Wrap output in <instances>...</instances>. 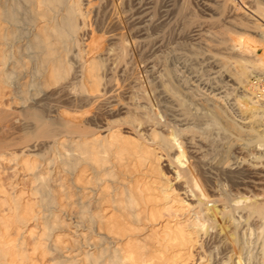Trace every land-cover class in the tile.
<instances>
[{"label": "bare ground", "instance_id": "obj_1", "mask_svg": "<svg viewBox=\"0 0 264 264\" xmlns=\"http://www.w3.org/2000/svg\"><path fill=\"white\" fill-rule=\"evenodd\" d=\"M98 1L0 0V168L2 161L12 162L9 166L11 178L20 169L27 173L30 183L27 196L16 186H11L10 190L4 188L0 177V264H29L35 256L43 259L46 255L49 256L47 264H185L192 256L191 249L199 242L197 237L202 236L199 235L201 232L204 235L208 233L210 250L214 247V251L218 248L219 252L223 248L217 264L229 261L231 264H264V101L254 100L248 89L249 78L256 73H264V0H237L240 5L235 0H200L205 11L213 9L218 15L217 18L210 10V15L213 13L214 19L219 20L216 23L211 17L218 28L213 27L207 18L215 30H210V24V29L204 31L201 26L203 20L198 22L193 18L197 21L192 22L188 31L196 43L203 40L200 43L206 44L205 48L212 56H215L210 50L212 45L208 44L211 34L218 37L215 42L221 47L220 51H233L229 55L221 54L218 62L221 61L240 88V94L234 95L235 101L241 111L248 113V119L242 116L241 121L235 120L233 115L232 119H222L228 121V124L224 122L228 129L232 127L238 134H247L245 143L254 146L252 150L256 151H249L250 160L238 152L241 157L234 154L235 151L232 154L230 149L233 160L237 156L236 161H240L238 165L232 161L236 166L227 172L232 183L229 192L218 189L219 184L217 189L215 186L210 189L213 177L209 189L204 185L208 181L204 175V184L198 177L200 173L197 175L199 183L195 181L193 169L203 165L196 166L193 162L194 158L195 161L199 158L197 146L193 149L194 146L190 145L189 156L185 154L188 146L185 149L179 146L183 143L180 134L190 130L186 120L189 109L187 111L183 107L181 111L172 113L173 122L166 124L168 129L164 131L161 125L156 128L155 124L162 122L147 109L148 106L136 102L147 92L145 89L141 91L136 76L124 73L128 62L125 60L127 50L123 38L128 29L142 28L138 26L142 19L140 15L142 12L148 18V7L145 13L131 12L123 16L121 0ZM90 11L102 14L99 16L105 21L104 24L101 22L104 26L99 33L100 39L97 38L95 46L93 43L94 47L88 43L81 45L86 31L83 29L89 25ZM188 11H185V16ZM126 21L130 24L126 25ZM188 24L190 26V22ZM159 41L161 43L162 40ZM259 48L260 52L257 51ZM101 52L112 54L111 75H108L111 70L105 71L107 57H101ZM231 62L234 63L232 68L228 67ZM222 66L219 67L222 69ZM171 80L176 86V80ZM171 80L168 78L161 84L173 97H178L179 92ZM216 94L212 93L211 97ZM226 95H216V98ZM6 96H10L9 101L3 104ZM205 96L207 98L203 100L212 99L207 94ZM215 104L213 107L217 106ZM220 110L218 113L225 112L224 107L223 111ZM215 116L212 117L216 123L221 116L218 114L220 119L217 116L214 119ZM219 124V129L224 130L226 126L222 124V128ZM124 126L127 130L123 129ZM194 134L192 136L195 137ZM16 146H19L17 151ZM172 148H177L173 154L170 152ZM156 150L164 152L169 165L175 168L176 177L184 179L186 190L195 197L196 205L192 217L182 222L175 219L173 223L166 219L159 228L154 225L160 222L162 210L170 211L173 204H167L178 203L179 200L170 195L167 185L161 182L164 173ZM228 163L225 161L227 167ZM142 169L146 175L148 173L149 179L143 178L140 182L136 172ZM60 172L68 178L63 175L54 177ZM208 173L206 177L210 175ZM216 178L215 182H218L217 175ZM182 206L178 203L174 211H179ZM62 211L74 214L75 232L81 237L73 239L74 245H67L63 239L62 231L68 224L60 214ZM31 219L37 221L39 231L34 233L30 229L32 240L28 243L21 230ZM147 223L151 225L150 232L141 235ZM214 228L215 231L209 233V229L212 231ZM12 230L14 237L11 236ZM199 244L202 248L204 242ZM251 246L257 248L255 253L249 249ZM72 251L76 254L71 255ZM212 252L206 255L203 250L198 258L201 260L206 256L208 260ZM218 252L215 254L219 255Z\"/></svg>", "mask_w": 264, "mask_h": 264}, {"label": "rangeland", "instance_id": "obj_2", "mask_svg": "<svg viewBox=\"0 0 264 264\" xmlns=\"http://www.w3.org/2000/svg\"><path fill=\"white\" fill-rule=\"evenodd\" d=\"M235 1L237 2L238 5L241 4L239 1H237V0H235ZM98 2L104 3L105 0H100ZM184 2H185V0L184 1L183 0H121V3H120L121 8H120V6H119V8H120V10L122 9V11H123L122 13L124 14L123 16H125L131 12H137V13L139 12L140 13L141 11H144V13H145L147 10L148 11L150 10V12L146 13L147 15H149L148 18H147V16L144 17V15H142V12H141L140 16L142 17L143 20L142 19L140 20L142 22V23L140 22L141 25L140 24L139 25L137 24V25L142 26V28L133 29L132 31L128 29L124 33L125 36L123 38V41H124V44H125L126 50H127V56H126L125 60H127V62H128L127 67H126V71L124 73H126L127 75H129L128 73H130V75L136 76L137 80H138L137 83H138V86H140L139 88L141 89V91L143 92V89H145V92H147L146 95L149 98H147L146 95H144L143 99L140 98L139 100H136V102H139L141 104L143 103L144 106H148L147 109L152 111L154 116L157 119H159L160 122H162L161 124L160 123L155 124L157 129H158V127L160 128V125H161V129L164 131L165 130L167 131L168 126L166 124H168L169 122H173L172 121V118H173L172 113H174L175 111L178 112L180 109L182 110L183 107H185L187 109V111H188V109H189V111L191 110L190 112L188 111L187 118H186L187 122H189L188 125L190 126V128H189L190 130L185 131V132L180 134V138L182 139L183 143L179 146L181 148L183 147V149H185L188 146L185 150V154L186 153L188 154L187 156L191 155V151H190L191 146L190 145H192V147L194 146L193 149H195V147L197 146L196 154L199 155L198 157L200 158V159L198 158L197 161L198 162L200 161V162L197 163V161H195L196 160L195 158L193 159V162L196 163V166L198 164L200 166V163H203V165L201 164L202 166L199 167V169H198V167L197 168L195 167L193 169L194 174H195V181L197 183H199L198 177L199 178L201 177L200 178L201 182H203V184H204L205 179L207 178L208 181H206V184H204V185H206L205 187L208 188L212 182L211 178L213 177L214 179L213 178L212 179L215 182V179L217 180V178H216V175H217V177L220 180L218 179L219 181L218 182L216 181L217 183L213 182V184L210 185L209 188L214 189V187L212 188L211 186H215V188H216V186L219 184V186L217 187L218 189L222 190V192H224V191L229 192V190L232 186V183H230L231 181L229 180V173L227 174V172H230L231 170H233L235 168L236 162L238 165V161H240V160L236 161L237 156L241 157L240 155L243 154L242 157H244L245 159L246 158L250 159L251 155L248 153H249V151H251L253 149L254 146H252V145L247 146L248 144L245 143L246 137L248 138L247 134H245V133H243V135H242V133L238 134V132L235 129H233L232 127H229V125H228L229 129H231V130H229L227 128V125H226V124H228V121H225V120H227L228 117H230L232 119V115H233V119L235 118V120H236L238 118L241 121L240 117H242V116L246 117L248 115V113L247 112L245 113V111H241L240 107L237 105V103L235 101L236 96H234V95L240 94V88H237L238 85H236V83H234V79H231L232 77L230 74H228L227 70L225 71L224 67L221 65L222 64L221 61H219L220 63L218 62V60H221L220 59L221 54L222 55H225V54L229 55L230 54L229 52H231L232 50L227 49L228 50L227 51L225 49L224 50L221 49V51H220L221 47H219V45H216V44H218V42L217 43L215 42V40L217 41L218 37H215L211 34L209 36L210 41H213V39H214L213 42H215L214 43L215 45L213 44V42L211 43L210 41L208 43V44L213 46V47L211 46L210 50H213L212 51L213 53L212 52L211 53L214 54L215 56H212L211 54H209L210 52L208 51V49L206 50L207 47H206L205 42H207L208 40L207 41L204 40L205 46L200 43V42L203 43V40L202 41L200 40V42H197L198 43L197 44L196 43L197 40H193L190 37L189 32H188L190 30L189 27L192 26V22L195 20L194 23H196V21H197L196 19H198V22H200V20H203V25L206 24L205 22H207L209 18L212 21L215 16L213 15V13H212V16L210 14H211V12H214V10L210 9L211 12L209 10V12H210L209 13L208 10L206 9V11H207L206 12L200 3V0H189V1L186 0V2H188V3L185 2L187 4L186 6H185ZM134 6H135V8H134ZM187 6H189L190 8H188ZM82 7H84V4H82ZM147 7H148V9H147ZM141 8H143V9H141ZM145 9H147V10H145ZM182 9H183V11H181ZM188 9H189V11H188ZM190 10L192 13L190 12ZM185 11L186 12L188 11V13H186V16L188 18L190 17L189 19L186 18ZM201 12H202V14H201ZM205 12L209 13L208 15H210V17L208 15H206ZM139 13H138V15H139ZM99 14L100 13H98V15H97L94 12H91V11L89 12V14H88L89 18L87 19L89 25L85 29H83V31L84 30H86V31H85V35L83 36V41L81 44L82 46H85V44L88 43V44H90V47H94L96 45L95 43L98 42L97 40L100 39L101 34H99V33H101V30L104 26L101 24V22H103V24H104L105 21H103L104 18L102 16H99ZM214 14L216 15L215 12H214ZM100 15H102V14H100ZM203 17H204V19H203ZM211 17H213V19ZM216 17L218 18V15H216ZM102 18H103V20H102ZM193 18H196V19L193 20ZM181 19L183 21H181ZM210 20H209V22H210ZM215 21H216V23L219 22V20L218 21L215 20ZM127 22L128 21H126V25L127 24L129 25L130 22L129 23H127ZM186 22H187V24H186ZM189 22H190V26L188 24ZM209 22H207L206 27H205L202 25V21H201V26H202V29L204 28V31L207 29L208 30L210 29L208 26H210L211 23H209ZM212 24H213V21H212ZM212 24L210 27H212ZM184 25H185V27H184ZM213 27H216V29L218 28L217 24L215 26V23L213 24ZM213 27L210 29L211 31L215 30V29H213ZM98 29H99V32H97ZM80 32H82V31H80ZM98 35H99V37H98ZM211 36H212V38H211ZM97 38H99V39H97ZM159 39L162 40L163 42L161 41V43H159L160 42ZM190 39H192V40H190ZM205 39H207V38H205ZM93 43H94V46H93ZM155 45H157V46H155ZM214 47L216 48L217 52L215 51ZM257 51L260 52L261 49L259 48ZM223 52H224V54H223ZM107 53L108 52H105L104 54L103 53L100 54V56L103 58L105 57V59L107 57V59L105 61V67H107L106 68L107 70L104 69L106 71V73H108V71L111 70L109 68H112V66H113L112 64H110L111 60H112V56H111L112 54H111V52H109L108 54ZM216 53H217V55H219V57H217V58H216V56H217ZM150 56H151V58H150ZM211 56H212V58H211ZM214 59H216V61ZM215 63L219 64V66H222V69H221V67H219ZM152 64H154L155 67L152 66ZM107 65H109L111 67H109ZM233 65H234L233 62L228 63V67H230V68H232ZM152 68H154V69H152ZM159 70L161 73L159 72ZM215 71H216V73H215ZM111 72H112V70L110 71V74L108 73V75H111ZM168 76L172 77L173 80H176V86H175V81L172 82V80H171L172 78H170ZM168 78H169V81L171 80L170 83L173 84V87L179 92V94L177 93L178 97H173L174 95H172L171 93H168V91L166 89H164L163 85L161 84V82L163 80H168ZM226 80H227V82H226ZM225 84H227V86ZM234 86H235V89H234ZM179 87H180V89H179ZM197 88H198V90H197ZM210 88H211V90H210ZM186 90H187V92H186ZM217 90L219 93L217 92ZM199 91L201 92V94ZM203 91L205 93H203ZM159 93H160V95H159ZM212 93H217L216 94L217 96H223L226 94L227 95H226V97L224 96V97H220V98H216V95H214L215 96V98H214V96L211 97ZM206 94H207V96L211 97L212 99L209 98V100L208 99L203 100V99H205ZM9 97L10 96H6L3 98V100H2L3 104H5L9 101ZM39 97H40V95L34 97V99H38ZM183 97H184V100H182ZM153 98H154V100H153ZM178 98H179V100H178ZM193 98H194V100H193ZM195 98H196V100H195ZM187 99H188V102H187ZM166 100H167V102H166ZM190 101L193 102L194 104H192ZM144 102H146V104ZM177 102H178V104H177ZM203 102H204V104H203ZM210 102H212L211 105H208L207 103H210ZM215 103L217 104V106L213 107V105ZM172 104L175 106H173ZM184 104H185V106H184ZM197 104L199 105V107L197 106ZM204 105H206V107H204ZM225 106H226V108H225ZM172 107H173V109H172ZM209 107L211 109H209ZM223 107H224L225 112L224 113L222 112V114L218 113V110H220V109H221L220 111H223ZM200 108H201V110H200ZM193 109H194V111H193ZM198 109H199V111H198ZM214 109H216L217 111L216 110L214 111ZM169 110L171 111V113ZM172 110H173V112H172ZM204 110H205V113L207 112V115L204 113ZM207 110L208 111L211 110L213 112H211V111L208 112ZM168 112H169V114H167ZM227 112H228V114H227ZM203 113L205 115H203ZM213 113L218 117V119H220L219 116H221L220 121L217 120L216 123L213 121L212 116H215V115H213ZM240 113H241V116H240ZM242 113H244L245 115ZM164 114H167V115H164ZM198 114H199V116H197ZM218 114H219V116H218ZM200 115H203L202 118ZM222 115H225V116L227 115V116L225 117ZM209 116H211L212 120L210 119ZM216 116L214 117V119H216ZM193 117L198 118V119H194ZM222 117H223V119H225V118L226 119L223 120ZM204 118H205V120H204ZM206 118H208V119L206 120ZM191 119L193 120V123H192ZM246 119H248V118L246 117ZM224 122L226 124H224ZM196 123H197V126H196ZM199 123H200V125H199ZM218 123H220L219 125L224 124L226 126L225 127L226 130L225 129L220 130L221 128H220V126H218ZM164 124H165V126H164ZM190 124H192L193 126ZM240 124H242V123H240ZM224 125H222L221 127L223 128ZM140 127L141 126H138V128H140ZM194 127H196V128H194ZM197 128H199V129H197ZM123 129L127 130V127L124 126ZM191 130H192V132H191ZM196 130H198V131L200 130V131L196 132ZM193 133H195L194 134L195 137L192 136ZM189 135L191 137H189ZM240 135L242 138L245 136V138H243L244 139L243 144H242V138L240 137ZM227 136H228V139H227ZM205 137H206V139H205ZM234 137H235V140H234ZM189 138H190V140H189ZM192 138H193V140H191ZM199 138H200V140H198ZM231 138H233V139H231ZM236 139H237V141H236ZM184 141L186 142V144ZM188 142H189V144H188ZM194 142H196V143L194 144ZM229 144H231V145H229ZM198 145H200L201 147ZM242 145H244V148L246 147L245 148L246 152H245ZM236 146H237V148H236L237 151L235 150ZM199 147H200V149H199ZM207 147H209V148H207ZM18 148H19V146H16L15 150L16 151L19 150ZM201 148H202V150H201ZM205 148L207 149V151ZM225 148H226V151L224 150ZM239 148H240V150H239ZM227 149L229 152L227 151ZM230 149H232V154L235 151L234 154L237 155V156L235 155L236 156L234 159L235 163L234 162L232 163V161H234L233 160L234 155H231ZM175 150L177 151V148H172L170 150L171 154H173L172 152H175ZM219 150H220V152H219ZM198 151H199V154H198ZM224 151H225V153H224ZM252 151H256V150H252ZM156 152L160 156V159H159L160 165L159 166L162 167V172L164 173V176H161V182L167 185L166 188L168 189V192L170 193V195H172V196L175 195V198L177 200H179L178 203H182V205H183L179 211H174V208L176 206H178V203L177 202L176 203L169 202L167 205L173 204L172 209L170 211H166L165 209H163L162 210L163 216L161 217L160 222H156L154 225L155 228H159L161 223H163L166 219H169V223H173L175 219L182 222V221H185L189 216L192 217L193 209L195 208L196 205L194 204L195 203V197L193 195H191V193L188 190H186L187 187L185 186L184 179L176 177L175 168L172 165H169L167 156L164 154V152H161L159 150H156ZM203 152H205V153H203ZM237 152L240 155H238ZM243 152L246 154V156ZM220 153H222V154L224 153V155L220 156ZM201 157H202V160H201ZM203 157H204V159H203ZM219 157H221V158H219ZM228 158L230 161H228ZM42 159L43 158H41L40 161H42ZM180 159L182 160V157H180ZM217 159L219 160L220 164L223 162V165L221 164V167H223L224 169H222L220 167V164H219ZM215 161H216V164H215ZM225 161L230 162V164L228 163V167H227V164H225ZM209 162L213 166L214 165L216 166V168L214 166V170H213V166L211 164H209ZM244 163L246 164L247 160ZM248 163H249V160H248ZM11 165H12V162H7V160L2 161V163H1L0 177H1L2 183L4 185V188H6L7 190H10L11 186H16L18 189H22L27 195V193L30 192V183H29L28 178H26L27 173L18 169V171H16L15 176L13 178H11L12 177V169L9 168V166H11ZM202 168H204V170H202ZM197 170H200V171H197ZM144 171L145 170L142 169L141 171L136 172V175L138 176L140 182L141 181L143 182V178H144V180L149 179L148 173L146 175V173H144ZM215 171H217V172H215ZM141 172H143V173H141ZM208 172H210V175H208L209 177L208 176L206 177V174H209ZM213 173L215 174V176L213 175ZM139 174H141V176H139ZM144 174L146 175V177H144ZM62 175H63V172H60V175L58 173V174H55L54 177L55 176L59 177ZM197 175H198V177H197ZM203 175H204L205 179L203 178V181H202ZM226 175H228V176H226ZM63 177L66 179L68 178L65 175H63ZM151 178H153V177H151ZM10 182H11V185H10ZM221 182H222V184H221ZM220 184H221V186L222 185L223 186L221 187ZM158 186H157V188H159ZM208 191H209V193H211V192L213 193V191H211V190H208ZM218 192H219V190H218ZM29 197L31 199L33 198V196H29ZM62 202H64V201L62 200ZM189 204H192V206H189ZM216 207H219V205ZM67 209L68 208L66 207V210ZM208 213H211V210H209ZM60 214L62 215V217H64L65 224H68V226L65 227L64 231H62L63 232L62 236L64 237L63 239L65 240V242H67V245H74V242H75L74 240L75 239L79 240L81 238V237H79L78 233L75 232V229H77V228L74 227V222H73L74 214L72 213V211H68L67 214L62 211ZM150 227H151V225H149L147 223L146 226L144 227L143 231L141 232V235H145L148 232H150ZM30 229L34 233L39 231V225L37 224V221H35V219H31L27 223V226L23 230H21V231H24V235H25L28 243H30L32 240V238H31V232L32 231H30ZM214 231H215V228L212 231H211V229H209V233L214 232ZM78 232H80V231H78ZM76 234L78 235V238H77ZM200 234L202 236L197 237V240L199 238V242H202V243L204 242V244H202V248H201L199 242L197 241L195 246L191 249L192 256H190V258L186 261L185 264H199V263H201V264H217L220 260L219 257H221V255L223 254V252H222L223 248L221 249V247H220L221 250L219 249L220 251L218 252V248L217 249L215 248V251H214V247H213L212 248L213 252H212V250H210V247H209V244L211 241H209V244L207 243V241L209 239L208 233L204 235L201 232V233H199V235ZM11 236L12 237L15 236V232L13 230L11 231ZM207 246L209 249L206 250ZM255 248H254V246L253 247L251 246L249 249H252V253H255L257 251V248L256 249ZM203 250H205L206 255H208L207 253H209V251L212 252V255H209L207 257L208 260H206V256L204 258H202L201 260L198 258V255L202 254ZM216 251L218 252L219 255L215 254V253H217ZM220 253H221V255H220ZM70 254L75 255L76 252L72 251ZM77 257L79 258L80 255H78ZM209 257H210V260H209ZM48 258H49L48 255H46L43 259L35 256L34 260H32L29 264H47ZM226 264H231V263L229 261Z\"/></svg>", "mask_w": 264, "mask_h": 264}, {"label": "built area", "instance_id": "obj_3", "mask_svg": "<svg viewBox=\"0 0 264 264\" xmlns=\"http://www.w3.org/2000/svg\"><path fill=\"white\" fill-rule=\"evenodd\" d=\"M248 89L254 100L264 101V73L252 75L248 80Z\"/></svg>", "mask_w": 264, "mask_h": 264}]
</instances>
